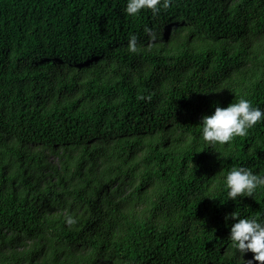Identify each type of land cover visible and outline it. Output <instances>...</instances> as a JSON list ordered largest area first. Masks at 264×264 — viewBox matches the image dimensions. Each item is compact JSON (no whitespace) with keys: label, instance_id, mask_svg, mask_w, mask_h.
I'll list each match as a JSON object with an SVG mask.
<instances>
[{"label":"trees","instance_id":"16d2710c","mask_svg":"<svg viewBox=\"0 0 264 264\" xmlns=\"http://www.w3.org/2000/svg\"><path fill=\"white\" fill-rule=\"evenodd\" d=\"M126 5L0 0V264H239L225 216L264 186L226 175L264 174V120L213 146L201 119L264 108V0Z\"/></svg>","mask_w":264,"mask_h":264},{"label":"clouds","instance_id":"9594fccd","mask_svg":"<svg viewBox=\"0 0 264 264\" xmlns=\"http://www.w3.org/2000/svg\"><path fill=\"white\" fill-rule=\"evenodd\" d=\"M171 3L172 0H127L125 11L136 15L142 9L148 8L157 14L161 8H169ZM145 31L153 39L156 38L152 27L146 25ZM137 41V35L133 34L129 41L130 51H137ZM262 120L264 108L241 95L237 101L226 106L216 103L214 111L203 114L201 135L210 145H223L236 136H246ZM260 186H264V174L244 164L233 166L227 172L226 187L229 198L236 200L238 197L252 195ZM225 219L230 222V242L240 254L239 264H255L256 261L264 264V212L244 214L235 209L227 213ZM67 222L73 224L75 218L70 215ZM249 251L254 253L252 257L245 256Z\"/></svg>","mask_w":264,"mask_h":264}]
</instances>
